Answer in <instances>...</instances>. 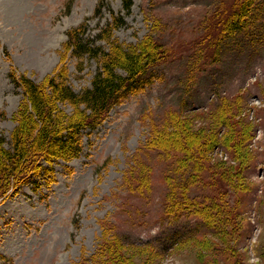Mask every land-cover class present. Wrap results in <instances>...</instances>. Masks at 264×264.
<instances>
[{
    "label": "rangeland",
    "instance_id": "rangeland-1",
    "mask_svg": "<svg viewBox=\"0 0 264 264\" xmlns=\"http://www.w3.org/2000/svg\"><path fill=\"white\" fill-rule=\"evenodd\" d=\"M248 2L246 30L217 39ZM112 14L126 22L112 40H153L165 59L83 132L78 158L41 161L1 194L0 264H264V0H133L129 13L124 0H0V153L23 121L10 74L45 93L59 73L90 87L98 63L67 33L86 22L107 47L96 36ZM187 200L199 210L178 217Z\"/></svg>",
    "mask_w": 264,
    "mask_h": 264
},
{
    "label": "trees",
    "instance_id": "trees-1",
    "mask_svg": "<svg viewBox=\"0 0 264 264\" xmlns=\"http://www.w3.org/2000/svg\"><path fill=\"white\" fill-rule=\"evenodd\" d=\"M103 5L102 2L97 12ZM252 5L253 2H248L239 7L236 3L227 19L220 20L217 39L221 41L225 36L244 32ZM132 6L133 0H124L127 13ZM112 16V20L96 36L100 41H106L107 47L97 45L94 38L92 40L89 37L86 22L67 33V46L76 57L87 56L98 63L90 87L76 92L67 83L65 76L59 73L57 77L49 79V90L45 93L42 85L26 75L16 78L13 73L10 74L15 86L23 89L25 102L20 114L23 121L12 134L11 147L1 149L0 163H3L0 164V197L6 194L8 186L14 189L24 183L30 172L36 174L47 170L41 161L51 166L56 160L78 158L83 151V132L97 129L115 106L151 82L149 74L165 59L166 51L153 40L128 46L112 40L115 30L126 23L123 16ZM58 102L70 104L74 108L73 114L69 117L59 114L56 107ZM0 143L6 142L1 139ZM192 203L188 200L180 202L177 216H183L182 212L186 208L199 210Z\"/></svg>",
    "mask_w": 264,
    "mask_h": 264
}]
</instances>
